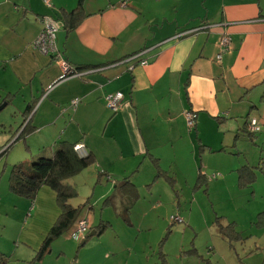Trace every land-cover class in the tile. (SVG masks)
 I'll list each match as a JSON object with an SVG mask.
<instances>
[{
	"label": "crops",
	"instance_id": "0c3cea01",
	"mask_svg": "<svg viewBox=\"0 0 264 264\" xmlns=\"http://www.w3.org/2000/svg\"><path fill=\"white\" fill-rule=\"evenodd\" d=\"M79 2L0 0V150L9 146L0 170L5 264H28L60 213L48 186L33 199L10 191L11 165L50 156L61 142H82L94 162L76 176L88 172L110 185L103 186L99 201H71L84 203L81 212L99 205L90 229L70 253L69 232L59 239L61 233L39 264H134L138 232L124 241L114 225H133L129 212L140 189H152L161 177L171 183L176 172L187 185L193 177L200 189L208 176L197 167V152L226 151L239 136L264 134V0ZM78 7V23L66 24L64 14ZM44 14L65 23L56 48L80 75L60 79V59L32 48ZM223 34L230 37L225 49ZM140 51L146 64L129 70L117 63ZM114 92L123 95L116 112L105 105ZM74 98L79 102L72 108ZM186 110L196 115L191 128ZM250 118L259 131H248ZM14 145L22 153L11 160ZM125 178L136 186L137 199L115 188ZM77 179L69 182L76 186ZM12 222L16 228L8 237Z\"/></svg>",
	"mask_w": 264,
	"mask_h": 264
},
{
	"label": "rangeland",
	"instance_id": "374dc122",
	"mask_svg": "<svg viewBox=\"0 0 264 264\" xmlns=\"http://www.w3.org/2000/svg\"><path fill=\"white\" fill-rule=\"evenodd\" d=\"M14 147L10 148L11 160L22 153ZM196 158L197 167L208 176L207 183L200 182V189H195L193 177L187 185L182 173L170 172L175 181L161 177L152 189H140V198L129 212L132 226L114 225L124 241L130 232H138L131 251L134 264H264V134L239 136L226 151L197 152ZM5 162L1 155L0 170ZM75 177L76 201H99L103 186L110 185L90 179L88 172L70 179ZM98 209L96 205L94 210L81 212L89 226ZM2 222L3 218L0 229ZM14 228L13 222L8 225V237ZM68 238L66 242L74 246L68 253L74 252L79 241ZM9 264L14 263L10 260Z\"/></svg>",
	"mask_w": 264,
	"mask_h": 264
},
{
	"label": "trees",
	"instance_id": "16d2710c",
	"mask_svg": "<svg viewBox=\"0 0 264 264\" xmlns=\"http://www.w3.org/2000/svg\"><path fill=\"white\" fill-rule=\"evenodd\" d=\"M79 4H81V0ZM81 11L80 7H78L65 13L64 22L72 26L77 24L78 21H75V19L78 18V13ZM64 22H62L63 25H65ZM52 57L54 58V56ZM6 150L2 151L0 156ZM93 162L94 159L90 153L85 157H79L73 150V144L61 142L50 156L37 157L28 164L20 162L12 165L9 178L10 191L19 197L33 199L41 186H48L56 193V201L60 208L57 220L46 235L34 258L28 264H39L43 255L49 250L51 241L64 231L70 229L76 219L81 216L82 208L86 202L80 205L72 204L71 201L77 197L78 192L75 185L69 182V179L90 166ZM115 188L124 194L129 193L133 200L137 199L136 186L129 179H123V181L115 185ZM130 206L127 208V211L130 209ZM98 227L99 230H102L105 224H100ZM224 229L220 227L221 231H224ZM5 263L6 259L0 253V264Z\"/></svg>",
	"mask_w": 264,
	"mask_h": 264
},
{
	"label": "built area",
	"instance_id": "2783aa9c",
	"mask_svg": "<svg viewBox=\"0 0 264 264\" xmlns=\"http://www.w3.org/2000/svg\"><path fill=\"white\" fill-rule=\"evenodd\" d=\"M48 6L50 5L49 0H43ZM39 21L41 23V30L38 33L37 37L32 42V48L37 50L38 52L44 55L54 56V59H60L59 51L56 48V33L63 26L62 21L59 19L49 15L44 14L39 17ZM230 42V37L228 34H223L220 39V45L225 49L228 47ZM143 51L139 53L130 55L123 60L118 61L117 63H127L128 69L132 70L136 64L144 65L146 64V60L143 59L142 56ZM221 55L218 54L216 58H220ZM60 63L62 64L63 73L60 76V79L65 78L67 76L80 75V72L75 71L64 61V59H60ZM123 95L121 92L110 93L105 96V105L110 110L116 112L121 106ZM79 102L78 98H74L70 101V106L75 108ZM184 117L186 120V124L188 127H193L195 123V113L191 110H186L184 112ZM249 132H257L260 130V125L258 124L255 118H250L247 125ZM73 150L79 157H85L87 154V150L85 145L82 142L75 143L73 145ZM173 218V217H171ZM88 219L86 216H79L74 222L71 230L69 231V237L73 240H80L85 233L89 229Z\"/></svg>",
	"mask_w": 264,
	"mask_h": 264
},
{
	"label": "water",
	"instance_id": "95a60500",
	"mask_svg": "<svg viewBox=\"0 0 264 264\" xmlns=\"http://www.w3.org/2000/svg\"><path fill=\"white\" fill-rule=\"evenodd\" d=\"M5 103L0 104V110L4 107ZM9 146L7 145L4 149L0 150V153L7 149ZM93 234V233H92Z\"/></svg>",
	"mask_w": 264,
	"mask_h": 264
},
{
	"label": "bare ground",
	"instance_id": "6f19581e",
	"mask_svg": "<svg viewBox=\"0 0 264 264\" xmlns=\"http://www.w3.org/2000/svg\"><path fill=\"white\" fill-rule=\"evenodd\" d=\"M86 156H87V154H86Z\"/></svg>",
	"mask_w": 264,
	"mask_h": 264
}]
</instances>
